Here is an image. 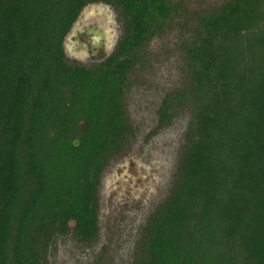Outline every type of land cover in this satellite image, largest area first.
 I'll list each match as a JSON object with an SVG mask.
<instances>
[{
  "label": "trees",
  "instance_id": "obj_1",
  "mask_svg": "<svg viewBox=\"0 0 264 264\" xmlns=\"http://www.w3.org/2000/svg\"><path fill=\"white\" fill-rule=\"evenodd\" d=\"M95 3L115 9L123 34L100 64L70 62L65 39ZM179 9L0 0V264H48L59 237L98 241L101 175L133 135L129 71ZM198 20L185 46L191 83L163 100L149 134L190 107L186 143L131 264H264V0H230Z\"/></svg>",
  "mask_w": 264,
  "mask_h": 264
},
{
  "label": "rangeland",
  "instance_id": "obj_2",
  "mask_svg": "<svg viewBox=\"0 0 264 264\" xmlns=\"http://www.w3.org/2000/svg\"><path fill=\"white\" fill-rule=\"evenodd\" d=\"M169 1L179 5V15L137 50L140 59L128 74L124 103L133 135L101 175L98 241L84 245L59 237L48 264H131L150 215L169 196L192 119L190 107L156 135L149 134L157 126L163 100L191 83L185 46L193 41L198 16L230 0ZM122 34L112 6L90 4L65 39L66 56L70 62L95 66L112 54Z\"/></svg>",
  "mask_w": 264,
  "mask_h": 264
},
{
  "label": "water",
  "instance_id": "obj_3",
  "mask_svg": "<svg viewBox=\"0 0 264 264\" xmlns=\"http://www.w3.org/2000/svg\"><path fill=\"white\" fill-rule=\"evenodd\" d=\"M102 31H100V33H101ZM74 144H75V146H79V144H80V141L79 140H75L74 141Z\"/></svg>",
  "mask_w": 264,
  "mask_h": 264
}]
</instances>
